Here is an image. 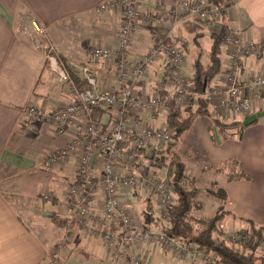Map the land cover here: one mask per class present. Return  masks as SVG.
<instances>
[{
    "label": "crops",
    "instance_id": "0c3cea01",
    "mask_svg": "<svg viewBox=\"0 0 264 264\" xmlns=\"http://www.w3.org/2000/svg\"><path fill=\"white\" fill-rule=\"evenodd\" d=\"M104 1L0 0V264H111L102 239L83 235L73 223L74 211L66 194L68 185L75 179L78 153L63 158L51 168L43 165L46 155L66 145L70 137L54 136V125L45 118L36 117L28 129L22 127L26 107L53 112L70 102L69 95L57 84L55 74L47 66V44H53L52 54L60 62L97 66L100 70L98 90L116 89L115 63L94 61L88 51L92 45L113 47L116 43L121 11L97 13L96 7ZM173 1L140 0V11H166ZM232 3L222 18L225 30L246 42L264 39V0H233ZM73 20L83 27L75 31L73 28L70 32L60 29ZM32 22L43 27L49 35L50 42L41 41L42 49L34 47L25 34ZM148 27L151 25L145 21L138 22L137 41L128 51L130 58L147 50ZM80 31L86 36L78 38L77 43L81 42L82 46H77L72 44L71 37ZM59 33L61 38L56 37ZM64 34L69 35L68 39L63 40ZM173 37L183 50L187 77H192L195 62L200 61L204 66L209 64L212 36L208 26L182 17ZM221 59L222 68L211 82L212 87L222 86L227 77V56L223 46ZM165 64L164 59L152 62L144 79L137 83L136 91L150 97L157 83L164 80ZM68 70L75 83L83 87L77 72ZM240 73L242 78L264 74V52L259 57L243 58ZM260 112H264L263 95L252 100L251 110L246 114L226 111L215 115L211 111L218 122L239 123L238 126L219 127L222 135L217 142L214 138L217 129L212 119L197 117L178 144L185 174L196 180L201 206L198 215H207L206 218L213 211L224 209L226 224L230 226H226L227 230H246L249 228L246 221L264 225V115L258 117L256 124L240 130L246 119ZM113 114V109L96 110L93 118L108 127ZM166 116L140 113L131 115V119L139 126L163 128L166 127ZM234 160L239 165H233ZM137 164L156 177L167 179L164 168L149 165L143 158ZM230 170H242L251 180L229 181ZM90 173L96 184L92 202L99 207L104 199L99 155H96ZM212 188L220 190V194L214 191L210 194L208 191ZM205 194L218 195L205 202L207 209L202 208L201 199H207ZM119 197L140 225L155 230V222L147 219L146 214L150 206L148 200L154 203V199L147 197L144 187L133 192H120ZM69 226L73 228L71 234L67 233ZM60 242L64 245L58 248ZM158 248L151 246L139 251L138 258L146 264H165L157 253ZM179 260L177 263L172 256L169 259L172 264L190 263ZM114 264L129 262L124 254H119Z\"/></svg>",
    "mask_w": 264,
    "mask_h": 264
},
{
    "label": "built area",
    "instance_id": "2783aa9c",
    "mask_svg": "<svg viewBox=\"0 0 264 264\" xmlns=\"http://www.w3.org/2000/svg\"><path fill=\"white\" fill-rule=\"evenodd\" d=\"M223 4L231 7L233 3L232 0H223ZM114 10H120L122 15L115 45H92L88 51L94 61L115 63L116 89L98 90L100 70L97 66L74 61L60 62L52 54V45L47 44V66L55 74L57 84L69 95L70 102L53 112L35 106L26 107L22 127L28 129L36 117L45 118L54 125V136L70 137L66 145L46 155L43 165L51 168L63 158L78 153L75 179L68 185L66 194L74 211L73 223L83 235L102 239L108 248L111 264L119 254H124L129 264H146L138 258V253L151 246L159 247L175 260L208 264L210 260L202 250L186 247L164 232L145 229L122 204L119 194L144 187L147 197L154 199L157 215L174 202L168 179L158 178L143 165L137 164L142 158L146 160L152 152L171 143L172 132L167 127L136 125L131 115H167L169 107L183 110L194 105L197 94L192 86V77L184 73V53L173 33L178 21L189 17L208 26L211 35H220L224 31L220 6L210 0H174L166 11L141 13L140 0H110L100 3L95 9L97 13ZM140 20L151 25L148 27L149 46L145 52L130 58L128 51L137 41ZM25 34L34 47L42 49L40 41L45 38L43 27L32 22ZM223 48L227 56V77L222 86L205 88L201 97L215 115L226 111L249 113L252 100L264 96V74L242 78L240 69L243 58L259 57L264 52V39L246 42L237 34L225 30ZM159 59H164L166 63L164 80L157 83L150 97L143 96L136 91V85L146 76L148 66ZM68 68L77 72L83 87L75 83ZM105 109L114 111L113 121L108 127L93 118L95 110ZM96 155L101 158L100 183L104 194L99 207L92 202L96 184L90 173ZM72 232L73 228L69 226L67 233ZM250 234L248 232L246 238L251 239ZM222 237L233 244L243 240L237 231L227 230ZM63 245L64 242H60L57 246L61 248ZM259 247L264 252V237ZM242 252L245 250L242 249Z\"/></svg>",
    "mask_w": 264,
    "mask_h": 264
},
{
    "label": "trees",
    "instance_id": "16d2710c",
    "mask_svg": "<svg viewBox=\"0 0 264 264\" xmlns=\"http://www.w3.org/2000/svg\"><path fill=\"white\" fill-rule=\"evenodd\" d=\"M210 1L220 6L222 15L229 8L228 5L223 4V0ZM224 31L220 35H211L212 45L209 54V64L204 66L200 61H197L193 66L192 86L197 94L194 105L184 110L169 107L165 125L172 132V142L163 149L152 152L151 156L146 159L149 165L166 170V178L175 197L174 202L168 205L165 211L159 213V216L156 213L154 214L156 212L155 203H152L149 199L150 206L146 214L147 219L155 222V230L164 232L186 247L202 250L210 260L208 264H264V252H261L259 247L264 237V225L257 226L251 221H246L249 227L246 230L229 229L230 231H237L242 235L243 240L237 244L226 241L222 237L225 230L220 225V222L225 219L224 215L226 213L224 209H218L215 216L211 218L198 215L201 206L197 198L196 180L194 177L186 176L184 163L181 161L177 151L181 137L190 129L193 120L197 117L205 116L211 118L216 127L228 128L239 124L218 122L212 116L207 102L201 97L204 89L210 86L213 79L221 71V44ZM258 120L256 118L246 125H241L240 130L242 131L244 128L256 124ZM232 164L239 165L236 160ZM229 173V181L251 180L242 170H230ZM182 182L185 183L184 186H182ZM218 191L221 192L220 190ZM143 227L150 229L145 224H143ZM248 232L251 233V239L246 238ZM242 249L245 252H242Z\"/></svg>",
    "mask_w": 264,
    "mask_h": 264
},
{
    "label": "rangeland",
    "instance_id": "374dc122",
    "mask_svg": "<svg viewBox=\"0 0 264 264\" xmlns=\"http://www.w3.org/2000/svg\"><path fill=\"white\" fill-rule=\"evenodd\" d=\"M106 1H110V0H106ZM174 2V1H173ZM171 6V5H170ZM169 9V8H168ZM195 20V19H194ZM197 21V20H196ZM199 22V21H198ZM201 23V22H200ZM202 24H204V23H202ZM80 27H83V24H81L79 21H75V20H73V21H70V22H68L67 24H65L63 27H60V29H62V30H65V31H68V32H70V31H72L73 30V28H74V30L73 31H75L77 28H80ZM207 27V26H206ZM60 37L61 38V33H59V35L58 34H56V37ZM86 36V34H85V32L84 31H80V32H78L77 34H75V35H72V37H71V39H72V44H74V45H79V46H82V43L80 42V43H77V41H78V38H84ZM68 37H69V35L68 34H64V38H63V40H66V38L68 39ZM42 41H44V42H50L49 40V35L47 34V32L45 31V38L44 39H41ZM41 42V41H40ZM66 42V41H65ZM53 45V44H52ZM222 46H223V42H222V44H221V48H222ZM54 49V48H53ZM69 49V48H68ZM72 49H74V48H72ZM184 109H186V108H184ZM183 109V110H184ZM185 115V114H184ZM216 129H217V131H214V138L216 139V141L218 142V137H220L222 134L220 133V128L219 127H216ZM213 190L212 191H214V192H216V193H218V194H220V192L218 191V189H215V188H212ZM212 191H208L210 194H212ZM206 196H204V198H207V199H201L202 200V208H204V209H207L208 208V206H204V204H205V202H207V200H213L214 198H216V197H218V195H207V194H205ZM218 200H220V197H219V199ZM136 210V212L138 211V209H134V211ZM216 212H217V210H215V211H213L212 213H211V215L209 216V217H206V218H211V217H213V216H215V214H216ZM156 212H154V214H155ZM157 215V214H156ZM157 216H159V215H157ZM205 216H207V215H205ZM204 215L203 216H200V217H205ZM226 218L223 220V221H221L220 222V225L221 226H223V230H225V231H227V229H226V226H227V228H230V226L229 225H227L226 224ZM235 226V225H234ZM220 240V239H219ZM261 251V250H260ZM157 253H158V255H161L162 256V260H163V262L165 263V264H172L170 261H169V259L171 258V255L170 254H167V255H165L164 253H163V251H162V249H160V248H158V250H157ZM177 263H180V260H177ZM174 264V263H173Z\"/></svg>",
    "mask_w": 264,
    "mask_h": 264
},
{
    "label": "water",
    "instance_id": "95a60500",
    "mask_svg": "<svg viewBox=\"0 0 264 264\" xmlns=\"http://www.w3.org/2000/svg\"><path fill=\"white\" fill-rule=\"evenodd\" d=\"M263 115H264V112H260V113H257V114H255V115H252L251 117H249L248 119H246V121L243 122V125H246V124H248L250 121H252V120H254V119L258 118V117H261V116H263Z\"/></svg>",
    "mask_w": 264,
    "mask_h": 264
}]
</instances>
